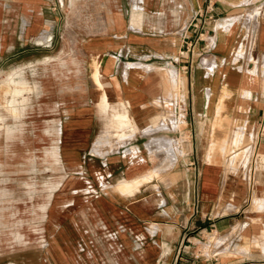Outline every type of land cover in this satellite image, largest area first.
<instances>
[{"label": "crops", "instance_id": "crops-1", "mask_svg": "<svg viewBox=\"0 0 264 264\" xmlns=\"http://www.w3.org/2000/svg\"><path fill=\"white\" fill-rule=\"evenodd\" d=\"M55 31L57 54L83 57L75 67L88 85V95L73 100L82 106L63 117L58 148L66 161L96 158L109 183L146 177L150 157L167 166L152 180L156 198L132 203L129 213L119 197L103 202L107 229L119 234L110 263L264 264V0H0V65L21 48L50 54ZM172 71L179 99L169 94ZM95 72L107 102L126 105L136 127L104 156L91 155L103 117ZM153 121L167 129L144 132ZM164 136L176 144L173 158H165ZM61 226L69 240H56L45 254L16 251L9 261L91 263L75 259L78 247L88 248L79 225ZM208 236L216 241L202 247ZM227 241L238 251L215 252Z\"/></svg>", "mask_w": 264, "mask_h": 264}, {"label": "rangeland", "instance_id": "rangeland-1", "mask_svg": "<svg viewBox=\"0 0 264 264\" xmlns=\"http://www.w3.org/2000/svg\"><path fill=\"white\" fill-rule=\"evenodd\" d=\"M250 10V14L256 15L258 12L256 9ZM54 36L50 54L46 55L40 48H21L16 56L0 65V264H8L16 251L29 248L28 251L37 255L45 254L47 246L53 248L56 240H69L67 235L70 233H63L61 225L67 230H71L72 225H79L78 239L85 241L90 249L89 256L88 248L84 245L78 247L80 255L76 252L75 259H81L80 256L84 255L90 259L89 264H116L110 263L114 251L110 243H115L112 241L119 239V234L107 229L101 215L105 208L103 202L107 203V198L111 196L119 197L125 203L121 207L129 213L133 204L145 196L156 198L158 187L156 189L152 180L164 172L158 166L154 167L155 162L150 157L151 167L147 168L146 177L136 179V189L141 193L136 192L130 197L127 192L114 189L118 182L127 177L109 183L110 178L105 177L106 169H99L96 158L83 156L75 164L66 161L65 154L58 148L63 117L82 106L73 100L88 95V85L84 83V74L75 67V63H84L83 57L57 54L60 42L56 31ZM132 66L142 65H125L126 68ZM169 78L175 80L169 94L179 99L180 79L173 71L169 73ZM95 81L101 89V100H106L102 85ZM157 111L155 116L160 115ZM112 122L110 115L97 121L100 137L91 155L104 156L112 152L113 144H122L130 139L128 129L118 128L114 123L112 126ZM160 129H167V126L158 128L155 121L148 133ZM154 137L159 139V136ZM162 139L167 141V145H164L165 158H173L172 145L175 147V142L171 145L167 137ZM132 155L134 153L128 152L127 158ZM133 164L135 166L136 160H133ZM155 168L161 173L158 174ZM80 210L81 214L77 215ZM241 235L248 242V237ZM216 237L208 236L202 247L212 245ZM222 249L224 254L238 251L228 241L215 252Z\"/></svg>", "mask_w": 264, "mask_h": 264}, {"label": "bare ground", "instance_id": "bare-ground-1", "mask_svg": "<svg viewBox=\"0 0 264 264\" xmlns=\"http://www.w3.org/2000/svg\"><path fill=\"white\" fill-rule=\"evenodd\" d=\"M137 1V0H136ZM133 9V8H132ZM133 19V18H132ZM236 42V41H235ZM232 59V58H231ZM232 61V60H231ZM231 63V62H230ZM238 70V69H237ZM95 74V79L98 81V77H97V72H95L94 73ZM166 77V76H165ZM167 77H168V75H167ZM99 82V81H98ZM240 90V89H239ZM219 101V100H218ZM216 103V102H215ZM219 103V102H218ZM98 106V105H97ZM48 107V106H47ZM42 108V107H41ZM96 108V107H95ZM215 108V107H214ZM218 109V108H217ZM97 111H99L100 112V114H102L103 116H107V115H112V126H113V123L115 124V125H117V127L118 128H126V129H128V131H130V133L132 134L134 131H135V129H136V127H135V123L131 120V118H130V116H129V112H128V109H127V107L125 106V105H122V104H120L119 105V108H116V107H113L112 105H110L106 100H105V98H102V102H101V104L99 105V108H98V110ZM214 111V110H213ZM203 116V115H202ZM204 117V116H203ZM218 117V116H217ZM213 119V118H212ZM217 121V120H216ZM233 121V120H232ZM107 122H108V120H107ZM109 123H111V121L109 122ZM153 123H154V121L151 123V126H146V127H148L149 129H147V130H145L144 132H146V133H148L149 131H151L152 130V128H153ZM232 124V123H231ZM232 126V125H231ZM233 127V126H232ZM114 128H116L115 126H114ZM210 128V127H209ZM125 129V130H126ZM144 129V128H143ZM232 129V128H231ZM154 131V130H153ZM237 131V130H236ZM143 132V131H142ZM129 133V134H130ZM210 133V132H209ZM208 133V134H209ZM235 133V132H234ZM207 134V135H208ZM223 139V138H222ZM221 139V140H222ZM215 142V141H214ZM222 142V141H221ZM224 142V141H223ZM222 142V144H224ZM206 144V143H205ZM212 146H213V144H212ZM205 147H206V145H205ZM219 147V146H218ZM212 148V147H211ZM210 148V149H211ZM220 148V147H219ZM218 148V150H220ZM217 149V148H216ZM215 149V150H216ZM229 151V150H228ZM210 152V151H209ZM219 152V151H218ZM211 153V152H210ZM151 154V153H150ZM223 156V155H222ZM155 157V156H154ZM209 157V156H208ZM263 157V156H262ZM258 161V160H257ZM173 162V161H172ZM155 167H157L156 165H154ZM171 166V165H170ZM154 168V167H153ZM159 168V167H158ZM166 168H167V166H166ZM165 167L163 168L164 170L166 169ZM170 169V168H169ZM153 171H154V169H152ZM155 170H156V168H155ZM158 170V169H157ZM157 170H156V172H157ZM159 170H161V169H159ZM161 172H163V170H161ZM160 171H159V173H161ZM168 172V171H167ZM158 173V172H157ZM156 173V174H157ZM158 173V174H159ZM155 174V175H156ZM144 177V176H143ZM151 177V176H150ZM148 179V178H147ZM142 181H143V179H142ZM141 182V181H140ZM118 184V183H117ZM116 184V188H114V189H116L117 191H119V192H121V193H128L129 194V196L130 197H132L137 191H138V189H136V185L135 184H137V180L136 179H128V180H126V181H122V182H120L118 185ZM139 184V183H138ZM242 185H243V183H242ZM114 186H115V184H114ZM124 195V194H123ZM127 195V194H126ZM244 197V196H243ZM255 200H257L256 198H255ZM261 200V199H260ZM255 202H258V201H255ZM262 204H264V200H263V203ZM255 205H253V207H254ZM262 206V205H261ZM264 206V205H263ZM262 206V207H263ZM261 207V208H262ZM258 208V207H257ZM263 209H264V207H263ZM257 210V209H256ZM254 211V210H253ZM259 211H261V209L259 210ZM50 220V219H49ZM56 221V220H55ZM53 223V222H52ZM55 223V222H54ZM263 225V224H262ZM264 226V225H263ZM264 228V227H263ZM262 237H263V235H262ZM260 238H261V236H260ZM259 239V238H258ZM17 262V261H16ZM8 264H15L14 262H9Z\"/></svg>", "mask_w": 264, "mask_h": 264}, {"label": "built area", "instance_id": "built-area-1", "mask_svg": "<svg viewBox=\"0 0 264 264\" xmlns=\"http://www.w3.org/2000/svg\"><path fill=\"white\" fill-rule=\"evenodd\" d=\"M177 112H179V109H177ZM258 134L261 135L264 131V115L262 116L261 120L258 123Z\"/></svg>", "mask_w": 264, "mask_h": 264}]
</instances>
